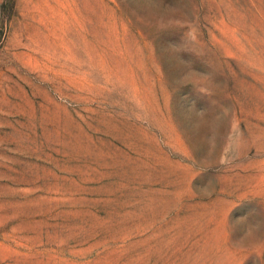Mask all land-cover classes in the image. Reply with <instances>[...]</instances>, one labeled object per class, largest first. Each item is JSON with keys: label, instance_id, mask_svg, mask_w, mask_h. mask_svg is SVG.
<instances>
[{"label": "rangeland", "instance_id": "1", "mask_svg": "<svg viewBox=\"0 0 264 264\" xmlns=\"http://www.w3.org/2000/svg\"><path fill=\"white\" fill-rule=\"evenodd\" d=\"M0 264H264V0H0Z\"/></svg>", "mask_w": 264, "mask_h": 264}]
</instances>
